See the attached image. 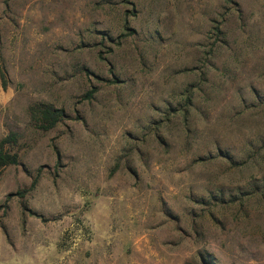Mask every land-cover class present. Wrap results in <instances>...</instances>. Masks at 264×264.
<instances>
[{"label": "rangeland", "instance_id": "374dc122", "mask_svg": "<svg viewBox=\"0 0 264 264\" xmlns=\"http://www.w3.org/2000/svg\"><path fill=\"white\" fill-rule=\"evenodd\" d=\"M0 70V264H264V0H0Z\"/></svg>", "mask_w": 264, "mask_h": 264}, {"label": "trees", "instance_id": "16d2710c", "mask_svg": "<svg viewBox=\"0 0 264 264\" xmlns=\"http://www.w3.org/2000/svg\"><path fill=\"white\" fill-rule=\"evenodd\" d=\"M0 76L3 77L1 70ZM92 91L86 93V98L91 97ZM29 111L31 116L39 122L38 126L42 130L53 128L65 116L62 108H57L46 103L32 105ZM17 144L18 134L14 131H10L0 138V170L18 162L19 152Z\"/></svg>", "mask_w": 264, "mask_h": 264}]
</instances>
